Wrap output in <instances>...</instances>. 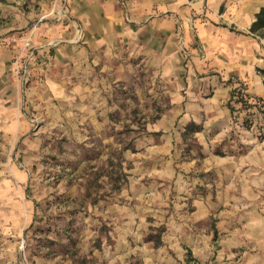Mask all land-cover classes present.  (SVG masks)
<instances>
[{
  "label": "rangeland",
  "instance_id": "374dc122",
  "mask_svg": "<svg viewBox=\"0 0 264 264\" xmlns=\"http://www.w3.org/2000/svg\"><path fill=\"white\" fill-rule=\"evenodd\" d=\"M17 1L0 0V264H142L136 245L162 244L166 214L150 216L148 229L136 227L135 236L117 226L120 209H137L133 195L144 191L164 205L170 192L182 191L185 176H215L205 159L186 167L189 156L203 157L201 126L183 125L179 116L188 94L165 62L129 51L126 41L118 42L124 50L115 44L90 57L89 68L53 67L51 82L34 70L26 82L36 23L29 32L11 28L16 11L6 5L38 11V3ZM235 111L233 121L254 139L245 144L260 147L248 148L246 157L264 160V115ZM228 140L215 141L214 153L227 155ZM236 155L241 160V151ZM256 173L249 174L244 201H236L239 210L264 209V177Z\"/></svg>",
  "mask_w": 264,
  "mask_h": 264
},
{
  "label": "crops",
  "instance_id": "0c3cea01",
  "mask_svg": "<svg viewBox=\"0 0 264 264\" xmlns=\"http://www.w3.org/2000/svg\"><path fill=\"white\" fill-rule=\"evenodd\" d=\"M37 3L38 11L6 5L16 11L11 28L29 32L36 23L31 30L34 44L25 54L26 82L34 70L45 72L47 82H51L56 75L53 67L89 68L90 57L108 54L115 44L122 50L118 42L126 41L129 51L142 50L165 62L167 71L176 74L188 94L186 109L179 115L181 123L201 126L197 137L203 157L189 156L186 167L196 169L198 159H205L203 165L215 176H185L180 183L182 191L170 192L164 205L155 204L157 196L138 192L133 195L138 198L137 209L122 207L117 215V226L137 235L139 227L148 229L150 216L165 212L162 244L158 248L149 242L136 245L141 253L144 251L142 264H187L188 256L198 264H264V209L246 212L236 203L245 199L251 170L259 171L255 178L264 177V160L246 157L248 148L259 145L245 144L254 139L233 121L235 112L231 109L235 88L242 87L250 97L264 98V37L250 30L264 0ZM10 57L6 53L4 60L9 62ZM4 77L5 72L0 81ZM225 136L232 138L224 141L228 153L217 155L213 143ZM230 150H235V158H230ZM239 151L241 160L236 158ZM234 169L238 170L237 177ZM119 243L127 247L124 240Z\"/></svg>",
  "mask_w": 264,
  "mask_h": 264
},
{
  "label": "trees",
  "instance_id": "16d2710c",
  "mask_svg": "<svg viewBox=\"0 0 264 264\" xmlns=\"http://www.w3.org/2000/svg\"><path fill=\"white\" fill-rule=\"evenodd\" d=\"M252 32H257L259 35L264 37V7H261L260 10L255 15V20L250 26ZM264 72V70H262ZM232 111H245L249 113L253 112V108L259 109L261 115H264V98L260 97H250L248 94L244 93L242 87L235 88L231 93ZM236 116V114H235Z\"/></svg>",
  "mask_w": 264,
  "mask_h": 264
},
{
  "label": "built area",
  "instance_id": "2783aa9c",
  "mask_svg": "<svg viewBox=\"0 0 264 264\" xmlns=\"http://www.w3.org/2000/svg\"><path fill=\"white\" fill-rule=\"evenodd\" d=\"M61 14H63V12H61Z\"/></svg>",
  "mask_w": 264,
  "mask_h": 264
}]
</instances>
